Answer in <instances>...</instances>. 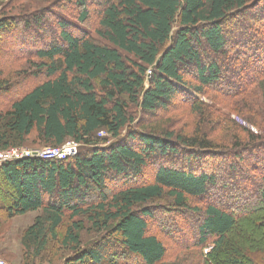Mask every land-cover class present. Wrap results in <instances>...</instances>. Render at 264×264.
Returning <instances> with one entry per match:
<instances>
[{"label":"trees","instance_id":"obj_1","mask_svg":"<svg viewBox=\"0 0 264 264\" xmlns=\"http://www.w3.org/2000/svg\"><path fill=\"white\" fill-rule=\"evenodd\" d=\"M91 1L99 7L93 35L59 23L58 39L46 48L33 42L31 50L29 42L13 51L23 67L10 76L0 69V94H13L0 111V151L67 142L84 150L62 161L27 158L0 166V247L8 236L4 224L37 213L19 236V264H264V173L257 200L246 206L200 202L216 185L204 171L207 156L240 161L264 145V130L254 134L219 115L223 108L244 118L258 115L255 124L264 129V0ZM16 2L4 5L15 10L1 16L0 32L8 33L14 20L26 21L23 30L40 20L19 15ZM90 3L76 2L82 23ZM31 5L22 3L19 11ZM250 14L251 24L243 19ZM237 26L240 41L250 39L258 55L228 89V70L203 63L199 49L214 56L234 52L242 46L231 36ZM23 75L35 84L13 93L10 79ZM221 98L233 99L231 105ZM182 112L193 117L190 132L175 119ZM224 125L227 147L211 137ZM157 158L165 163L144 181ZM184 214L195 216L192 224ZM89 232L96 239L83 243ZM188 236L192 244L183 241ZM189 251L195 254L187 257Z\"/></svg>","mask_w":264,"mask_h":264},{"label":"rangeland","instance_id":"obj_2","mask_svg":"<svg viewBox=\"0 0 264 264\" xmlns=\"http://www.w3.org/2000/svg\"><path fill=\"white\" fill-rule=\"evenodd\" d=\"M78 0H17L15 3V8L17 10V13L19 15H30L38 14L39 21L37 23H32V25L29 27L30 32L28 30H23L25 22L24 20H14L12 23V27L8 31V33L0 32V50L2 53H0V69L4 71L6 75H11L12 68L19 69L23 67L24 65L21 62L17 63V60L13 56V51H17L20 47L21 49H27V45L30 42L32 47L33 42H35L36 48H46L48 45V42L50 39L57 40L58 39V33L60 32L59 23H66L67 28L69 31H71L74 34H83V33H90V35H93V32L95 31V25H96V13L99 11V7L92 4L91 0H87L90 3L89 6V17L86 23H82L77 19V16L79 14V7L76 6V2ZM97 1V0H96ZM6 3H8V0H0V19L3 14H10L12 12L11 6H9L6 9V6H4ZM22 3L26 4H32L30 9H25L22 11H19L20 8L18 5H22ZM95 3V0H94ZM12 10H10V9ZM3 9H6L3 11ZM6 12V13H5ZM249 15V14H248ZM244 16L243 19H247L249 21V24H251L250 21H254L255 16L252 17V14L250 16ZM261 17V16H259ZM31 18V16H30ZM257 19V18H256ZM259 21L263 22L262 19H259ZM33 22V21H31ZM26 27V26H25ZM235 34L232 33V38L236 37V39L239 40L241 47L238 46L236 50L232 53H228L227 56H214L212 55L205 46H201L199 51L201 54V59L203 63H206L208 61H216L222 69H227L228 72L223 75V84L228 89H232L233 86L236 85V79L239 75H244L245 72L250 71L252 67H254L255 64H251L250 60L254 59V57L258 55V50L253 46H250L248 43L251 42L250 39L242 40L240 41V37L238 32L241 30V27H232ZM236 30H235V29ZM12 29V30H11ZM246 29V28H245ZM264 32V29H263ZM33 35V38H32ZM29 37V38H28ZM33 39V40H32ZM35 47H32V49H36ZM249 48V49H248ZM240 49V52L238 51ZM19 51V50H18ZM251 51V52H250ZM24 52V51H22ZM15 53V52H14ZM19 54V53H18ZM17 54V55H18ZM25 55H32L33 51H25ZM261 54V53H259ZM238 58V59H237ZM253 61V60H252ZM261 60L259 61V63ZM264 66V62H261ZM262 69V68H260ZM192 73V72H190ZM150 75V73H148ZM13 76V75H12ZM12 87L10 88L13 93L17 91L16 88L19 89V87H22L23 85L27 84V88H30L34 82H32L31 79H28L26 75L23 76H15L10 79ZM25 80V81H22ZM31 81V82H30ZM39 81L36 83L38 84ZM26 86V85H25ZM225 88V89H227ZM21 89V88H20ZM19 89V90H20ZM234 89V88H233ZM23 90H20V92ZM13 94L4 95L0 94V111L4 110L6 106L9 104V99H11V96ZM234 100L235 98L232 97ZM233 99H229L232 101ZM218 101H221L223 104H230V101H227L223 98L218 99ZM206 104L210 105V107L214 104V102L210 99H205ZM221 107V106H220ZM222 108V107H221ZM221 113L227 115L230 119H232L237 125L242 126L246 128L248 131L253 132L254 134L262 135L263 130L262 127H260V124L256 125L255 122H257L255 119L259 121L260 117L258 118V115L256 117H249L246 118L240 117L236 115V113L229 112L227 109H221L219 112V115H222ZM177 116L175 119H178L179 128L182 126L185 129L184 131H191V128H193V117L188 115L187 113H181L176 114ZM218 115L216 114L214 116V119H216ZM139 118L144 119V116H139ZM152 119H156L157 116L149 117ZM146 119V118H145ZM220 121V120H219ZM210 124V123H209ZM209 124H205L203 126V129H211V126ZM214 125H212L213 127ZM223 129H220L219 127L215 130V134L211 137L218 139V142L222 145L221 147H227V143H222V139L225 138V131H226V125L221 126ZM260 127V128H259ZM181 131V130H180ZM262 131V132H261ZM128 133V131H123L121 133V138L125 136ZM262 133V134H261ZM224 136V137H223ZM101 137H108L107 135H103ZM256 151H246L242 153L243 159L240 161L236 158L234 159V156L229 154L227 155H209L206 157V162L204 165V171L210 175L215 176L216 185L214 188L209 189V195L208 197H203L200 202L201 204H208L212 201L219 203H222L225 208H229L230 204H234L235 206H246L250 204L253 200H257V195L259 192V178L260 175L264 173V145L262 147H258ZM23 149L27 150H33L38 151L43 149L41 146H26L23 147ZM84 150H82L79 147L78 154L84 153ZM225 152V151H224ZM179 158V157H178ZM178 158L172 159L173 163L180 165ZM165 163V159L157 158L155 161H153L152 164H150L149 170H145L144 172V181L147 179V174H149L150 169L153 170L156 168L157 165H161ZM198 204V202H195ZM193 203V204H195ZM37 215V213H28L24 216L17 217L13 221V225L11 228V231L8 233L9 235L5 237V243L0 247V251L3 254L2 256H5L3 258L0 256V259L4 260L7 264H19L20 262V251H19V233L21 234V230L24 228H27L30 226L33 222L34 217ZM175 215H167V217H170L169 221L171 223H178L181 227H183L180 220L174 217ZM186 217L188 224H192L195 216L190 214H184ZM65 225H62L63 229H66L67 222H64ZM88 225V224H87ZM63 230L61 229L59 233H61ZM183 231H185L186 234H188L190 231H188V227L186 225L183 228ZM95 235L93 232H89L88 234H83L82 236V242L83 243H91L96 238H94ZM185 244H192V238L188 236V238L183 240ZM176 244V241H174ZM174 245V244H173ZM53 247L54 244H51L49 248ZM210 248L204 250V254L206 255L209 252ZM195 253L187 252V257L193 256ZM182 255V254H181ZM183 256H185L183 254ZM13 258L15 259L13 261ZM187 264H189V261H185ZM59 264V262H58Z\"/></svg>","mask_w":264,"mask_h":264},{"label":"built area","instance_id":"obj_3","mask_svg":"<svg viewBox=\"0 0 264 264\" xmlns=\"http://www.w3.org/2000/svg\"><path fill=\"white\" fill-rule=\"evenodd\" d=\"M105 133H100L103 136ZM79 145L73 142H67L61 147L57 148H43L38 151L27 150L23 148H11L0 151V166L22 160L27 158H38L51 161H62L78 154ZM0 264H7L4 260L0 259Z\"/></svg>","mask_w":264,"mask_h":264},{"label":"crops","instance_id":"obj_4","mask_svg":"<svg viewBox=\"0 0 264 264\" xmlns=\"http://www.w3.org/2000/svg\"><path fill=\"white\" fill-rule=\"evenodd\" d=\"M17 218V217H16ZM16 218H13L11 221H10V223H7L6 225L4 224V227H3V229L4 230H7V232L9 233L10 231H11V228H12V225H13V221H14V219H16ZM35 218V217H34ZM34 220V219H33ZM25 229V228H24ZM23 229V230H24ZM23 230H21L20 232H22ZM7 235H9V234H7ZM19 236H20V233H19Z\"/></svg>","mask_w":264,"mask_h":264}]
</instances>
